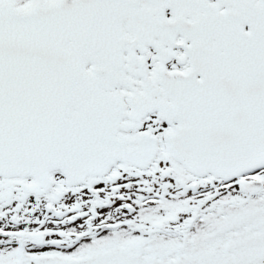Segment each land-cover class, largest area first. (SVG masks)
Here are the masks:
<instances>
[{
  "label": "snow or ice",
  "instance_id": "6c2138e0",
  "mask_svg": "<svg viewBox=\"0 0 264 264\" xmlns=\"http://www.w3.org/2000/svg\"><path fill=\"white\" fill-rule=\"evenodd\" d=\"M0 264H264V0H0Z\"/></svg>",
  "mask_w": 264,
  "mask_h": 264
}]
</instances>
